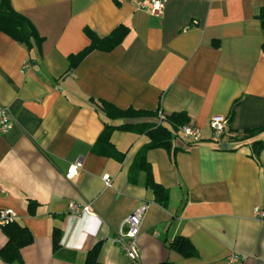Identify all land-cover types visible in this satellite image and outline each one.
I'll use <instances>...</instances> for the list:
<instances>
[{
	"label": "crops",
	"instance_id": "crops-1",
	"mask_svg": "<svg viewBox=\"0 0 264 264\" xmlns=\"http://www.w3.org/2000/svg\"><path fill=\"white\" fill-rule=\"evenodd\" d=\"M10 3L42 38L26 48L0 31V104L12 119L0 136V209L14 211L32 237L19 250L21 262L12 264H88L97 244L94 264H134L114 237L142 204L140 264H227L230 253L240 264H264V217L253 213L264 209V147L254 154L253 139H231L264 126V30L255 18L264 0H166L159 16L133 0ZM119 24L126 33L115 48L94 49L68 71V56L90 44L86 29L105 37ZM101 100L185 113L200 129L192 144L176 141L172 130L169 147L143 155L153 181L167 190L165 204L139 166L147 133L114 129L109 142L116 154L100 153L104 123L126 121L109 118ZM214 115L226 117L219 140L208 127ZM254 139L264 142V133ZM181 236L191 255L171 246ZM6 241L0 226V248Z\"/></svg>",
	"mask_w": 264,
	"mask_h": 264
},
{
	"label": "trees",
	"instance_id": "trees-1",
	"mask_svg": "<svg viewBox=\"0 0 264 264\" xmlns=\"http://www.w3.org/2000/svg\"><path fill=\"white\" fill-rule=\"evenodd\" d=\"M260 22L262 30H264V7H261L257 14L255 15ZM0 31L6 33L12 39L22 43L27 47H30L31 41L41 40L39 37L34 25L26 17V15L16 11L10 0H0ZM88 38H90V44L77 52L76 54H70L68 56L69 67L68 71H71L76 65L81 62V59L94 49H99L102 51H110L115 48L123 39L126 28L123 25L117 26L114 28L110 34L105 37H98L95 34H92L89 30L86 29ZM261 50L264 52V43L261 45ZM101 109L106 113V115L111 119L122 118L126 120L120 125H110L104 123V127L101 130L98 138L97 144L99 147L104 148L101 154L113 155L116 154L109 142L110 132L114 129L122 130H132L138 132L147 133L150 141L144 145L138 156L141 160L139 166L146 171V185L153 191L156 201L161 204H165L167 201L168 195L167 190L155 183L152 179L150 166L144 160V154L147 148L164 146L169 147L171 145L172 132L178 130L182 124L189 122V119L185 113H171L163 114L162 118L158 119V110H143V109H134L128 107L125 109H120L112 104H109L106 101L101 100L99 103ZM142 119L140 122H133L132 120ZM154 119V120H153ZM173 130V131H172ZM261 133H264V126H257L255 128H246L241 132H237L231 139L236 141H246L248 139H253L250 144L252 146V152L257 154L258 151L264 147V142L260 139H254L258 137ZM102 145V146H101ZM117 158V155H115ZM119 157V155H118ZM33 202H29V210L33 212ZM5 235L7 236V241L0 248V259L6 263H20V248L24 245H27L31 242L32 237L28 230L17 224L15 221L2 226ZM60 238V231L55 229L53 231V247H56ZM171 246L180 251L183 255H191L192 248L188 240L178 237L176 238ZM99 249V245H95L91 251H89V256L87 259L88 264H94L96 260V255Z\"/></svg>",
	"mask_w": 264,
	"mask_h": 264
},
{
	"label": "built area",
	"instance_id": "built-area-1",
	"mask_svg": "<svg viewBox=\"0 0 264 264\" xmlns=\"http://www.w3.org/2000/svg\"><path fill=\"white\" fill-rule=\"evenodd\" d=\"M166 0H133V5L137 9H145L150 14L159 16L163 13ZM162 113L158 112V119L162 118ZM12 127V119L10 112L6 106L0 104V136L5 134ZM212 132V137L216 140L222 138L226 130V117L214 115L209 120V126ZM176 141L184 143H194L200 140L201 132L200 129L190 122L182 124L178 127L176 133ZM79 165L77 162L74 165L69 166L66 177L71 178L76 173V169ZM102 180L106 186L111 183L110 176L104 174ZM69 208L74 211L78 210L76 204L73 202L69 203ZM146 205L141 206L132 210L121 223L125 230H120L114 241L120 246L121 251L129 257L134 264H140V255L138 250L137 236L140 228L142 216L145 212ZM254 215L258 217H264V209L255 206L253 209ZM16 213L10 209H0V226L10 224L15 221ZM227 264H240L241 257L236 253H230L224 259Z\"/></svg>",
	"mask_w": 264,
	"mask_h": 264
},
{
	"label": "water",
	"instance_id": "water-1",
	"mask_svg": "<svg viewBox=\"0 0 264 264\" xmlns=\"http://www.w3.org/2000/svg\"><path fill=\"white\" fill-rule=\"evenodd\" d=\"M227 146H228V144H227L226 142L221 143V148H222V149L227 148Z\"/></svg>",
	"mask_w": 264,
	"mask_h": 264
}]
</instances>
